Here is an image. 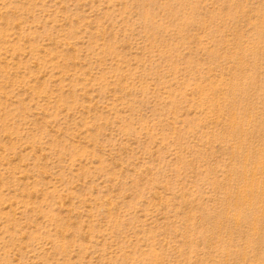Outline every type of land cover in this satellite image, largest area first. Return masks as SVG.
<instances>
[{"label":"rangeland","instance_id":"374dc122","mask_svg":"<svg viewBox=\"0 0 264 264\" xmlns=\"http://www.w3.org/2000/svg\"><path fill=\"white\" fill-rule=\"evenodd\" d=\"M0 264H264V0H0Z\"/></svg>","mask_w":264,"mask_h":264},{"label":"bare ground","instance_id":"6f19581e","mask_svg":"<svg viewBox=\"0 0 264 264\" xmlns=\"http://www.w3.org/2000/svg\"><path fill=\"white\" fill-rule=\"evenodd\" d=\"M251 185H253V184H251ZM255 187H256V186H255ZM251 189H252V188H251ZM254 190H255V189H254ZM249 192H250V191H249ZM244 194H245V193H244ZM244 194H243V195H244ZM242 200H243V199H242ZM249 200H250V199H249ZM248 202H249V201H248ZM233 219H234V218H233ZM235 221H236V220H235Z\"/></svg>","mask_w":264,"mask_h":264}]
</instances>
